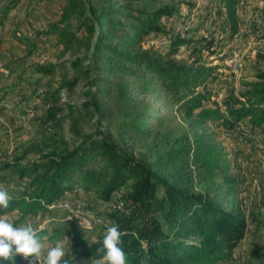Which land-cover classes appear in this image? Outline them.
<instances>
[{
	"label": "trees",
	"instance_id": "trees-1",
	"mask_svg": "<svg viewBox=\"0 0 264 264\" xmlns=\"http://www.w3.org/2000/svg\"><path fill=\"white\" fill-rule=\"evenodd\" d=\"M42 1L47 0H0V50L9 23L30 14L32 2ZM217 1L234 33L237 0ZM60 4L46 31L56 33L70 52L61 62L36 59L25 70L58 79L40 90L29 81L15 101L22 121L34 111L23 123L33 130L19 152L0 162V175L24 184L10 194L0 215H17V225L48 220L38 234L50 246L68 237L78 249L65 257L69 264L79 256L100 262L112 224L125 233L120 247L128 264L227 260L246 231L239 198L242 176L207 123L233 127L244 120L264 134V68L233 105L225 101L220 110L210 104L206 86L212 68L194 55L210 47V40L188 36V13L161 0ZM172 17L181 20L182 28L168 26L165 19ZM150 36L160 37V43L147 44ZM181 46L188 51L185 56L178 54ZM9 91L15 95L19 88ZM1 114L5 120L11 115ZM78 195L97 218L93 238L70 225L69 209L52 207L65 197L80 201ZM0 264L28 261L17 254Z\"/></svg>",
	"mask_w": 264,
	"mask_h": 264
},
{
	"label": "rangeland",
	"instance_id": "rangeland-1",
	"mask_svg": "<svg viewBox=\"0 0 264 264\" xmlns=\"http://www.w3.org/2000/svg\"><path fill=\"white\" fill-rule=\"evenodd\" d=\"M161 1L176 6L182 14L190 15L191 31L188 36L210 40V47L201 48L194 54H200V61L212 68L211 76L206 82L212 101L210 104L216 103L220 110H224L225 101L233 105L234 99L240 98L241 92L247 88V83L255 80L258 70L264 68V0L236 1L237 30L234 33L230 32L225 8L218 4L217 0ZM116 4L117 1L113 2V5ZM60 5V0L42 1L36 5L32 2L30 14L10 22L6 33L2 35L4 39L1 42L0 54L4 51L10 57L4 63H8L11 74L8 78H1L0 83L5 90H10L12 84L17 87L19 83V91L15 94L18 99L20 92L28 89L29 81L30 84L37 85L40 90L44 89V85L50 80L48 76L35 75V73L28 75L25 70L30 67L31 61L51 59L53 62H61L69 55L70 51H64L59 42V36L46 31L49 20L58 17ZM165 20L170 28L183 26L180 19L175 20L172 17ZM17 36L25 37L21 41ZM160 40V37L150 36L147 37V44H155ZM187 52L186 48L181 46L178 54L185 56ZM27 55L31 60L24 63L23 59ZM57 79L58 76L54 75L50 81ZM9 100L12 102V98ZM4 102L6 104V101ZM32 112L28 117L25 115L23 121L17 119L18 122L8 124L7 120L0 125V162L19 152V145L28 138L33 129L29 124L23 123L33 116L34 111ZM207 127L216 133V138L228 153L231 165L241 173L240 208L246 216L244 237L234 247L231 256L217 264H264V134L259 129L251 128L244 120L233 127L222 125L220 121H208ZM0 184L7 188L9 194L24 185L15 176L6 174L0 175ZM77 198L81 202L79 207L69 204L71 213L66 217L70 225L80 228L92 237L97 225L92 223L97 218L94 217L92 210L83 207L87 201L83 200L81 195ZM59 203L58 201L52 207L63 210V202ZM58 214L57 212L56 215ZM9 215L8 218L12 221L17 217L12 213ZM48 222L46 219H26L20 224L31 223L38 228L47 226ZM65 239L67 237L63 240ZM45 245L42 260L50 243L45 242ZM76 250L78 249L70 241L69 246L66 247L68 256ZM90 262L83 256L74 260V264H90ZM95 262L99 264V261Z\"/></svg>",
	"mask_w": 264,
	"mask_h": 264
},
{
	"label": "clouds",
	"instance_id": "clouds-1",
	"mask_svg": "<svg viewBox=\"0 0 264 264\" xmlns=\"http://www.w3.org/2000/svg\"><path fill=\"white\" fill-rule=\"evenodd\" d=\"M12 197L7 188L0 184V208H8ZM70 219V218H69ZM83 227V225L81 224ZM125 233L120 231L119 224L107 227L103 238L104 257L99 264H128L127 254L120 247L121 237ZM69 239L57 241L54 246L46 245L32 224H15L5 215H0V261H13L17 254H21L28 264H69ZM91 264H97L91 261Z\"/></svg>",
	"mask_w": 264,
	"mask_h": 264
},
{
	"label": "crops",
	"instance_id": "crops-1",
	"mask_svg": "<svg viewBox=\"0 0 264 264\" xmlns=\"http://www.w3.org/2000/svg\"><path fill=\"white\" fill-rule=\"evenodd\" d=\"M4 62L5 61H7V60H3ZM4 66L6 67V68H8V65H5L4 64ZM9 69V68H8ZM10 70V69H9ZM8 78V77H7ZM0 80H1V78H0ZM18 80H16V82H17ZM15 84H12V86L10 87V88H12V87H16V85L14 86ZM0 87H2L3 88V86L1 85V83H0ZM18 87V86H17ZM9 88V89H10ZM4 89V88H3ZM1 92V91H0ZM4 94V95H3ZM12 98V102H10V100L9 99H11ZM4 101H6V104H5V102ZM15 99H14V93H12V92H10L9 90L7 91V93H0V106H2L3 107V111H7V112H9L11 115L9 116V115H7V119H8V124H10V123H16V122H18L17 121V119L18 120H20V118H19V115H18V113L16 112V110H14V108L16 107L15 105ZM3 111L1 112V113H3ZM7 120H5V122H6ZM5 122H3L2 124H4Z\"/></svg>",
	"mask_w": 264,
	"mask_h": 264
},
{
	"label": "built area",
	"instance_id": "built-area-1",
	"mask_svg": "<svg viewBox=\"0 0 264 264\" xmlns=\"http://www.w3.org/2000/svg\"><path fill=\"white\" fill-rule=\"evenodd\" d=\"M7 58H9L8 54L3 51V53L0 54V78H7L11 74V71L4 66V61L3 60H6ZM14 99H18V97H16V95H14ZM62 99H64L63 94H62ZM32 113H33L32 111H27L26 112V116L28 117V116L32 115ZM0 122H2V123L5 122V118H4V116L1 113H0ZM59 202L60 203L63 202L62 206H63L64 209H69V204H71V205L75 204V206L79 207V205L81 203L77 199L72 200L70 197H65L63 200H61ZM84 219H86V218H84ZM94 221H96V220H94Z\"/></svg>",
	"mask_w": 264,
	"mask_h": 264
}]
</instances>
